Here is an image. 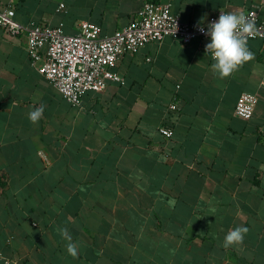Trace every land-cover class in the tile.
<instances>
[{"label":"crops","instance_id":"crops-1","mask_svg":"<svg viewBox=\"0 0 264 264\" xmlns=\"http://www.w3.org/2000/svg\"><path fill=\"white\" fill-rule=\"evenodd\" d=\"M145 1L0 0V10L12 6L22 25L74 33L86 20L109 35ZM259 1L172 0L171 9L206 22ZM26 42L0 25V252L10 264H264L263 41H248L255 59L221 80L209 38L165 36L123 54L114 67L123 81L86 91L78 106L38 72ZM242 92L257 96L249 119L234 111ZM237 226L249 229L243 244L225 249ZM59 227L79 242L77 258Z\"/></svg>","mask_w":264,"mask_h":264},{"label":"built area","instance_id":"built-area-1","mask_svg":"<svg viewBox=\"0 0 264 264\" xmlns=\"http://www.w3.org/2000/svg\"><path fill=\"white\" fill-rule=\"evenodd\" d=\"M171 6L172 0H146L127 25L109 35H102L98 24L86 20L80 23L78 31L74 33H67L63 23L51 25L31 21L29 25H22L14 19L15 10L12 6L0 10V25L12 35L26 33V50L31 63L65 100L78 106L86 91H101L109 81H123L114 70L123 54L134 53L146 43L165 36L177 37L183 42L197 37L210 39L205 34L210 23L218 21L221 13H238L220 8L209 15L206 22H185L172 11ZM64 7V3H59L60 9ZM263 11L264 0L243 11L255 20L256 25L255 35L248 41L259 39L264 42ZM201 27L205 32L199 30ZM256 103L255 94L240 93L235 103V114L242 119H249ZM170 107L176 109L177 105L172 102ZM159 131L165 137L173 135V130L166 126H160ZM0 261L3 264L12 262L2 252Z\"/></svg>","mask_w":264,"mask_h":264},{"label":"clouds","instance_id":"clouds-1","mask_svg":"<svg viewBox=\"0 0 264 264\" xmlns=\"http://www.w3.org/2000/svg\"><path fill=\"white\" fill-rule=\"evenodd\" d=\"M254 15L251 14V16ZM199 30L205 32L203 27ZM255 32V20L246 16L243 11L221 13L218 21L208 25L205 34L210 37V43L205 46V51L211 54V59L214 61L211 68L219 79L223 80L231 76L245 63L255 59V53L248 47V38L254 37ZM43 113L44 105L41 104L28 113V119L31 123L36 124L42 118ZM57 231L67 241V253L73 258H77L79 242L73 241L67 227H59ZM248 231L249 229L244 226H237L229 230L224 237L222 246L227 249L231 246L242 245Z\"/></svg>","mask_w":264,"mask_h":264}]
</instances>
